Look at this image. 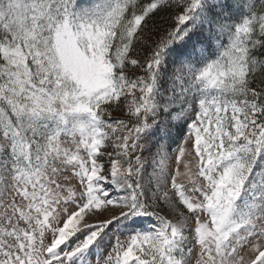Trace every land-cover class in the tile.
<instances>
[{
  "label": "snow or ice",
  "instance_id": "1",
  "mask_svg": "<svg viewBox=\"0 0 264 264\" xmlns=\"http://www.w3.org/2000/svg\"><path fill=\"white\" fill-rule=\"evenodd\" d=\"M0 264H264V0H0Z\"/></svg>",
  "mask_w": 264,
  "mask_h": 264
}]
</instances>
